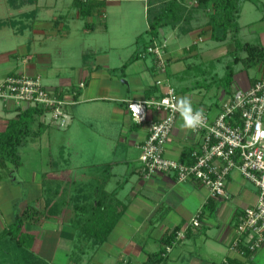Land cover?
Wrapping results in <instances>:
<instances>
[{
	"label": "crops",
	"instance_id": "0c3cea01",
	"mask_svg": "<svg viewBox=\"0 0 264 264\" xmlns=\"http://www.w3.org/2000/svg\"><path fill=\"white\" fill-rule=\"evenodd\" d=\"M102 1L99 13L82 16L73 0H32L22 4L0 0V13L9 4L19 10L10 19L0 16V82L12 74L44 76L51 81L47 87L59 89L67 101L74 102L68 107L71 119L65 128L51 125L42 115L33 117L30 129L35 136L26 137L19 146L29 152L22 174L24 164L20 157L19 168L0 166V232L27 205L36 203L40 209L48 205L47 215L40 216L32 225L34 228L30 224L25 227L33 228L34 236H24L32 252L44 262L61 263L66 257L63 255L69 253L70 241L81 239L95 249L97 264L106 260L109 264H150L149 255L166 247L169 233H178L202 208L200 226L186 229L184 237L175 240L164 253L160 264H264V242L250 257L229 249L234 215L254 204L255 188H247L246 181L234 171L227 178L229 199L211 200L206 187L190 181L178 182L170 174L155 173L144 178L137 167L140 146L147 137L150 121L163 113L147 108L145 121L136 122L127 107L130 101L157 97L162 89L155 80L166 79L179 99L188 97L194 109L214 114L219 95L225 91L220 79L223 75L215 78L214 61L221 62L234 50L238 32L228 31L220 40L212 39L210 8L195 9L196 0H182L186 12L192 13L175 25L159 28L156 37L167 46L165 71L158 72L153 56L143 51L151 40L147 10L159 0ZM130 1L145 2L144 27L132 25L129 29L133 31V41L112 35V28L119 25L120 14L127 7L124 2ZM21 5H27L28 11L20 10ZM80 18L87 23L76 24ZM257 29L259 42L244 43L264 49V25H257ZM77 39L81 43L76 44ZM211 40L220 44L213 45ZM60 42V49H55ZM236 57L235 64L246 56ZM260 68L257 66L255 75H248L247 79L233 75L230 91L246 89ZM201 77L211 79L206 81L205 89L200 87ZM80 79L85 80V85L73 94ZM207 94L211 99H207ZM24 108L0 99V132ZM182 125L178 116L166 143L167 157L186 160L184 154L198 139V134ZM97 177L104 186H96L97 193L86 194L81 204L79 196H73L74 191L81 192ZM42 190L47 192L43 205ZM61 194L63 197L59 198ZM121 208L103 241L84 234L83 223L88 216L108 219Z\"/></svg>",
	"mask_w": 264,
	"mask_h": 264
},
{
	"label": "built area",
	"instance_id": "2783aa9c",
	"mask_svg": "<svg viewBox=\"0 0 264 264\" xmlns=\"http://www.w3.org/2000/svg\"><path fill=\"white\" fill-rule=\"evenodd\" d=\"M166 46L163 41L153 40L144 47L143 54L153 56L158 72L166 68ZM260 67L258 76L246 89L220 93L214 114L203 110V126L189 129L192 134H198V139L195 145H190L184 161L165 154L166 143L180 116L173 108L179 100L178 94L166 79L155 80L162 89L157 97L130 101L127 105L133 119L130 105H142L141 122L146 119L147 108L163 113L150 121L147 137L140 146L137 167L144 178L155 173L170 174L178 182L190 181L206 187L211 200L229 199L227 178L234 171L254 186L255 202L237 210L229 241L231 251L249 257L264 242V65ZM84 85L85 80L80 79L73 94ZM0 99L24 107H42L43 120L57 128H65L70 123L68 107L74 103L67 101L59 89L43 85L40 76L24 74L8 75L0 82ZM165 99L169 101L167 106L162 103ZM202 217L203 210L199 208L188 224L176 232L175 240L183 238L186 229L199 227ZM169 248L166 246V251Z\"/></svg>",
	"mask_w": 264,
	"mask_h": 264
},
{
	"label": "trees",
	"instance_id": "16d2710c",
	"mask_svg": "<svg viewBox=\"0 0 264 264\" xmlns=\"http://www.w3.org/2000/svg\"><path fill=\"white\" fill-rule=\"evenodd\" d=\"M32 2V0H21ZM182 0H159V2L151 7H148L147 17H148V29L147 33L155 38L158 34L159 28L165 25H175L179 19L183 18L185 15L188 16L192 12H186V7L181 3ZM246 0H196L195 9H206L210 8L208 14V24L212 27L211 38L215 40H220L223 38L228 31L237 32L239 27L237 19L241 10V4ZM257 3L256 0H247ZM73 5L77 8L80 15L88 16L93 13H99L100 8L103 5L102 0H73ZM191 11V10H190ZM188 20V19H187ZM238 44V43H237ZM234 44L235 47H240L246 51V57L243 58V64L245 67L264 65V49L256 45H251L244 43L238 46ZM236 59V57H235ZM232 63L226 65L225 74L220 78L223 83V88L225 91H230V83L233 80L234 70L232 68ZM43 114V109L40 106L37 107H25L19 112L16 119H11L8 121L4 131L0 132V166L7 167V161H9L14 166L20 163L18 147L28 136L33 135L34 132L30 129V123L35 116H41ZM44 122V121H43ZM47 124V123H46ZM36 131H39L36 130ZM35 131V132H36ZM184 154V153H183ZM182 154V155H183ZM186 154H184L185 156ZM186 158V157H185ZM184 161V160H182ZM48 206V205H47ZM47 206H43L40 209L38 206H31L30 204L25 207L21 214L15 216L14 228L16 231L23 226L24 222H37L39 217L34 215L39 214V211H47ZM50 206V205H49ZM120 208V207H119ZM210 208L213 206L210 204ZM122 212V208L112 212V216L107 218H102L104 216H88L85 219V231L84 234L92 237H96L97 240L103 241L108 234L113 223L119 218ZM33 214V216H30ZM176 231L173 230L169 233L165 239L166 246H171L175 241ZM5 232V233H3ZM6 233L10 234L14 239L15 243L19 244L20 240H17L16 234L11 233V227L8 230H3L0 232V238L4 237ZM29 252V251H24ZM23 252V253H24ZM166 252V247H162L161 250L156 255H149L150 264H160L163 259V254ZM25 253V264H48L41 259L28 255ZM29 261V262H28ZM28 262V263H27Z\"/></svg>",
	"mask_w": 264,
	"mask_h": 264
},
{
	"label": "rangeland",
	"instance_id": "374dc122",
	"mask_svg": "<svg viewBox=\"0 0 264 264\" xmlns=\"http://www.w3.org/2000/svg\"><path fill=\"white\" fill-rule=\"evenodd\" d=\"M14 1H16L17 3L21 2V0H14ZM256 1H257V3H254L252 1H247V0L242 2L241 10H240V13H239V16L237 19V23H238V27H239V29L237 31L238 32L237 33V39L239 41L236 40L234 42V44L238 43L237 44L238 46L243 45L245 41L254 42V43L259 42V37H258L259 31H257L258 30L257 25H264V22H263L264 21V0H256ZM124 3H125L124 6H127L129 10L127 12L126 11L127 7H126V9L123 12H121L120 17H119V25H116V27L114 25V28H112V35L115 38L119 37V39H123V40L129 39L127 41H133L135 37L134 36L132 37L133 31H131L129 29L132 28V25H136V26L143 25V27H144V19H143L142 10H143V6H144L145 2L130 1V2H124ZM6 7H7V9H5L3 11V14L0 13V16H3V15L8 16L10 19L11 17L13 18V15L16 16L19 13V10H17V8H14L13 6H10V4L7 5ZM21 8L28 11L29 7L27 5H25V6L21 5L20 10H22ZM1 9L2 8L0 6V10ZM15 18H17V17H15ZM21 18H23V17L21 16ZM107 19L109 20V15H108ZM23 20H25V19L23 18ZM104 20H105V18L103 19V21ZM28 21L29 20H27L25 22H28ZM103 21H101V22H103ZM75 23L76 24L81 23V25H83V24H86L87 21H86V19L83 20L80 18V21L77 20ZM68 33H70V31ZM77 37H79V38L81 37L80 32H79V35H77ZM157 38L158 37H155V38L151 37L150 41L152 42L153 40H156ZM157 40H159V39H157ZM65 41H68V39H66ZM79 41H81V39H77L76 44L81 43ZM190 41H191V39H190ZM211 43L213 45H216V46L218 44H220L219 42H216V41L213 42L212 40H211ZM58 44H59V46H55V49H60L61 42ZM73 45H74V41L69 43L70 47H72ZM148 55H150V54H148ZM243 55L246 56L245 50L241 49L240 47L234 46V50L229 51L228 55L223 56V59L221 60V62H218L217 60L214 61V66L216 67L215 78H217V76L220 77V76L224 75L225 64H227L228 62L232 63V61L234 60L233 59L234 57H236V56L242 57ZM209 66H210V64H209ZM197 67H200V66H197ZM232 68L234 69V77L236 78L239 76L240 79L243 80V79H247L248 75L254 76L256 69H257V66H251V67L247 68L244 66V64L242 62L237 61V64H235V63L232 64ZM193 71L199 72L197 70V68H194ZM209 78L210 77H208L207 79H203L202 77L199 78L198 81H199L200 87L205 89L206 88L205 85H207V82H209V80L211 81V79H209ZM41 82L43 85H46V86L51 84L50 79L47 77H44V76L41 78ZM214 88H215V84H214V82H212V87H211L212 92H213ZM208 96L209 95L207 94V99H211ZM210 96H211V94H210ZM24 148L25 147H22V146L19 147V157L21 158V160L23 162L22 164H24V166L21 167V174L25 170L24 167L27 166V164H25V162H27L29 160V158H28L29 152H27L28 149L25 148V150H24ZM21 160H20V163L17 165V168L20 167ZM7 165L9 167L10 165H13V164H11L9 161H7ZM99 180H100V177H97V179L92 178V180H91L92 184L91 185H88V184L84 185L85 187L79 193L74 191L73 196L75 194L78 195L80 198V202L82 204L84 201V197H86V194H90V192L97 193V191L95 189L96 186H98V185L102 186L103 185V184H100ZM66 185L67 184L65 183L63 185H60V187L63 188ZM245 185L249 189L250 188L254 189V186L248 181H246ZM61 196H62V194L59 196V198ZM46 198H47V192L45 190H42L41 195H40L41 204L43 203V201L46 200ZM30 205L33 206V204H30ZM34 206L36 207L38 205L35 203ZM42 208H43V206H42ZM42 215H47V212L46 211L43 212L42 210H40L39 214H36L34 216L40 217ZM30 216H33V214H30ZM13 224H14V222L12 221L6 227V230H8V228L11 227V233L16 234V237H17L16 239L20 240V241H19V244H16L15 239L9 233L8 234L6 233V235L4 237L0 238V264H25L26 260H25L24 256H25L26 252H24V251L29 250V252L26 253L28 255H30L32 252V249L29 248L30 244L27 242V240H26L27 238L24 236L25 235L27 236V234H25V233H29V236H34V231H33L34 227L32 225L37 224V223L36 222H29V223L24 222L23 226L19 229V231H16ZM29 224L33 228L30 229L31 227H29V228L27 227L25 229V227L28 226ZM39 224L41 225L42 221L39 222ZM3 233H5V232H3ZM67 250L69 253H66V255H63V257L64 256H66V257H64L62 259V262L58 263V264H97L96 260L98 259V256L96 253H94L95 249L91 245H89L88 243L84 242L81 239L74 240V241L71 240ZM31 255H32V258H34V257L39 258L38 255L36 256L35 253H33ZM102 257H103L102 254H100L99 258H101V261H102ZM39 259H41V258H39ZM41 260L45 261L43 259H41ZM45 263H47V262H45ZM48 264H49V262H48ZM103 264H109V263H107V260H106L103 262Z\"/></svg>",
	"mask_w": 264,
	"mask_h": 264
},
{
	"label": "clouds",
	"instance_id": "9594fccd",
	"mask_svg": "<svg viewBox=\"0 0 264 264\" xmlns=\"http://www.w3.org/2000/svg\"><path fill=\"white\" fill-rule=\"evenodd\" d=\"M163 105L167 106L169 101L167 99L162 101ZM130 108L133 113L134 119L137 122H141L142 116L139 114L142 112V105L131 104ZM175 111L179 112L180 117L183 120V127L191 130H196L198 127L203 126L205 121V115L203 109H194L192 107V102L188 97L180 98L173 105ZM171 118H169L168 123L171 124Z\"/></svg>",
	"mask_w": 264,
	"mask_h": 264
}]
</instances>
